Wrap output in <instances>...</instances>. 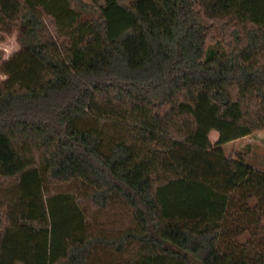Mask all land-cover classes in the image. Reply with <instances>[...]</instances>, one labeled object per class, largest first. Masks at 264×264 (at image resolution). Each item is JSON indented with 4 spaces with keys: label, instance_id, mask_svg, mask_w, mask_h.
<instances>
[{
    "label": "trees",
    "instance_id": "obj_1",
    "mask_svg": "<svg viewBox=\"0 0 264 264\" xmlns=\"http://www.w3.org/2000/svg\"><path fill=\"white\" fill-rule=\"evenodd\" d=\"M14 30L0 264H264V172L223 148L264 131V0H0Z\"/></svg>",
    "mask_w": 264,
    "mask_h": 264
},
{
    "label": "rangeland",
    "instance_id": "obj_2",
    "mask_svg": "<svg viewBox=\"0 0 264 264\" xmlns=\"http://www.w3.org/2000/svg\"><path fill=\"white\" fill-rule=\"evenodd\" d=\"M47 24L50 32L55 33L56 28L51 19H47ZM213 48L220 51L224 47L219 42V44L213 45ZM20 50L21 43L17 30H14L11 34L0 33V82L5 78L1 72V65L4 61L9 60ZM218 138V133L212 132L210 134V139L213 143H216ZM223 148L227 157L236 158L239 154L245 155L247 157L248 164L257 170L264 172V131H260L249 137L228 143L224 145ZM45 195H64L66 197L76 198L79 194L72 186L60 185L47 188L45 190ZM73 198L70 199V201L73 202ZM77 208L78 211L75 212L74 210V215H77L78 212L81 213L84 226L87 230H95L98 227H103L109 230H120L128 228L131 225V217L129 216L128 211L122 208L111 209V211L105 215H101L99 212L91 209L86 204L79 203ZM9 211L10 210L7 207L0 208V225H6L8 223ZM246 238L247 237L243 235L239 241L243 243Z\"/></svg>",
    "mask_w": 264,
    "mask_h": 264
}]
</instances>
